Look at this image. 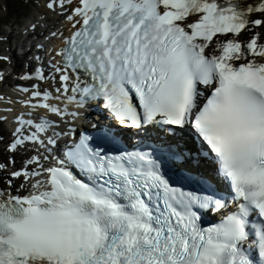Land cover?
<instances>
[{
  "label": "snow or ice",
  "instance_id": "snow-or-ice-1",
  "mask_svg": "<svg viewBox=\"0 0 264 264\" xmlns=\"http://www.w3.org/2000/svg\"><path fill=\"white\" fill-rule=\"evenodd\" d=\"M46 7L0 97V264H264V0Z\"/></svg>",
  "mask_w": 264,
  "mask_h": 264
},
{
  "label": "rangeland",
  "instance_id": "rangeland-1",
  "mask_svg": "<svg viewBox=\"0 0 264 264\" xmlns=\"http://www.w3.org/2000/svg\"><path fill=\"white\" fill-rule=\"evenodd\" d=\"M37 4V0H19V5L14 3L12 0H0V21L4 22V18L8 15L10 16V22L15 21V19L19 17L18 10L26 15V18H29V15L33 10H35V6ZM20 19L24 21L23 17Z\"/></svg>",
  "mask_w": 264,
  "mask_h": 264
},
{
  "label": "bare ground",
  "instance_id": "bare-ground-1",
  "mask_svg": "<svg viewBox=\"0 0 264 264\" xmlns=\"http://www.w3.org/2000/svg\"><path fill=\"white\" fill-rule=\"evenodd\" d=\"M37 2L38 4L35 6V10L31 14L29 22L24 26V29H30L33 27V25H35V28H37L38 26L44 28L48 23L55 24V22L57 24L56 28L61 27L63 18L57 17L55 13L47 9L46 5L48 3V0H37Z\"/></svg>",
  "mask_w": 264,
  "mask_h": 264
}]
</instances>
